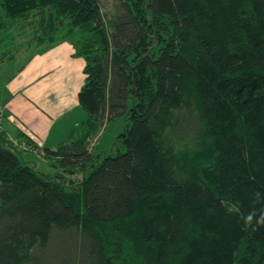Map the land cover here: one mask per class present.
Listing matches in <instances>:
<instances>
[{"label": "trees", "instance_id": "1", "mask_svg": "<svg viewBox=\"0 0 264 264\" xmlns=\"http://www.w3.org/2000/svg\"><path fill=\"white\" fill-rule=\"evenodd\" d=\"M112 4L0 0V64L61 40L85 61V118L42 150L79 176L0 129V264H264V0Z\"/></svg>", "mask_w": 264, "mask_h": 264}, {"label": "crops", "instance_id": "2", "mask_svg": "<svg viewBox=\"0 0 264 264\" xmlns=\"http://www.w3.org/2000/svg\"><path fill=\"white\" fill-rule=\"evenodd\" d=\"M39 53L29 55L5 77L0 129L15 146L42 157L43 148L54 149L85 118L76 107L85 61L70 40Z\"/></svg>", "mask_w": 264, "mask_h": 264}, {"label": "rangeland", "instance_id": "3", "mask_svg": "<svg viewBox=\"0 0 264 264\" xmlns=\"http://www.w3.org/2000/svg\"><path fill=\"white\" fill-rule=\"evenodd\" d=\"M107 6V10L111 12L113 9L112 0H103ZM26 37L18 38L16 43L25 42ZM40 54L39 52L33 48H30L25 51H21L18 53L19 59L12 60L10 62L2 63L0 64V108L4 101V84L6 82V76L8 75V72L13 70L16 65H21L23 60L27 59L29 55L32 57L33 55ZM77 109L80 112H83L81 109V106L79 104L76 105ZM70 111V110H67ZM73 112V111H72ZM69 113H67L68 115ZM84 114V112L82 113ZM82 117H84L82 115ZM125 124V121L122 119H114L110 120L102 129L99 130L97 136H94L95 139H91V142L89 144L90 148H93L94 156L97 158L101 157L103 153H107L112 150V152H116V148L114 145V142L116 141L117 134L123 129ZM93 137V138H94ZM97 140L96 142H94ZM94 142V143H93ZM18 148V156L22 158L28 165H32L36 170L43 172L47 175H54L55 173L60 174L62 176H65L66 183H69L71 180L70 178H73V176H79V173L73 174V172L70 171H63L60 170L58 166H56V162L51 159H45L43 157H40L33 152H26L25 149L22 148V150L19 148V146H16Z\"/></svg>", "mask_w": 264, "mask_h": 264}, {"label": "clouds", "instance_id": "4", "mask_svg": "<svg viewBox=\"0 0 264 264\" xmlns=\"http://www.w3.org/2000/svg\"><path fill=\"white\" fill-rule=\"evenodd\" d=\"M244 219L245 223L255 231L260 226H264V208L259 210V214L257 209L253 208Z\"/></svg>", "mask_w": 264, "mask_h": 264}]
</instances>
